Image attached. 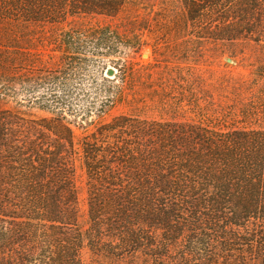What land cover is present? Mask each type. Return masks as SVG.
Here are the masks:
<instances>
[{
	"label": "trees",
	"instance_id": "trees-1",
	"mask_svg": "<svg viewBox=\"0 0 264 264\" xmlns=\"http://www.w3.org/2000/svg\"><path fill=\"white\" fill-rule=\"evenodd\" d=\"M158 2L152 24L141 0H0V264H264V0ZM97 14L114 25L64 27ZM142 30L156 62L170 31L185 45L166 54L191 64L159 90L125 85L120 58L121 84L91 100L68 84L87 54L137 53ZM206 44L236 46L246 71L200 68ZM202 83L205 100L187 99Z\"/></svg>",
	"mask_w": 264,
	"mask_h": 264
},
{
	"label": "rangeland",
	"instance_id": "rangeland-1",
	"mask_svg": "<svg viewBox=\"0 0 264 264\" xmlns=\"http://www.w3.org/2000/svg\"><path fill=\"white\" fill-rule=\"evenodd\" d=\"M160 0H141L140 3V16L141 19L149 18L150 22L152 24H156L157 20H160L161 14L164 12L163 5L164 3L158 2ZM165 2V0H163ZM122 15V14H121ZM69 22L64 24L65 28H68L72 23L74 22H82L89 24H107L111 23L114 25V19H110L108 17H105L103 15H88L83 18H80L78 20H68ZM159 22V21H158ZM163 28H159V30L162 32ZM170 29V27H169ZM161 38L158 40L160 41L157 44V48H159L160 55L157 56V59H159L157 62L154 58V50L152 49L154 44V39L156 36H150L147 30H142L141 35L139 36V39L132 43L133 45L139 43L141 44V49L137 53H133V48L130 45V50L125 45H122V41L119 42L118 45H116L114 48V51H111L108 55L100 56V54H95L94 56L87 54L86 58L87 61L85 64L76 65V68L74 69V78L72 80H68V84L77 88V91L79 88H84L85 92L90 91L89 100L93 97V91L95 87L98 86H105V85H112V84H121L122 73L123 69L122 67L119 68V64L121 61H119V58L125 62V71L128 73L126 74L125 78V85L131 84V86H144L147 82L150 84H153L152 90L158 88V90L161 88L160 86H163L165 84L164 78L168 76L167 73H165L163 70L166 68L173 70L172 75L177 76L176 67L177 65H181L179 68H186V66L191 64V61H189L192 57L191 55H186L184 52H181L179 54L177 53H170L169 55L166 54L168 49V45L171 44V46H175L176 43H182L184 42V37H179L178 39H175V36L173 32L167 31V33H164L165 36H161ZM167 37V38H166ZM205 48H211L209 52L211 53V56L209 58V66L208 62H203L202 65H199L200 68H210L216 74V76H219L222 71H231L234 74L238 72H244L246 69L242 68L239 64H242V54L237 55L236 54V46H228L226 47L228 52L231 50L233 53L230 55V52L223 53L221 52L217 47L213 46V44H206ZM207 52V51H205ZM105 53V52H103ZM145 54V55H144ZM191 54V53H189ZM82 56V55H80ZM207 55L204 56L206 58ZM230 59V60H229ZM113 60L117 62V64L113 63ZM149 63H155V67H146ZM208 67H206V65ZM145 67V68H144ZM112 68L114 70V73L112 75L107 74V69ZM124 68V67H123ZM176 68V69H174ZM140 72L141 79L137 82H135L136 76ZM173 81H171L172 83ZM147 83V84H148ZM124 85V86H125ZM192 89L191 91L188 90L187 94L188 97H190L191 100H199L203 102L205 100V84L202 83V87H196V86H190ZM151 92V91H150ZM177 94V93H175ZM100 98V97H99ZM98 98V100H99ZM81 99H83V95L80 93V95L77 94V97H75V101H73V104H78ZM10 104H12L10 102ZM23 109L30 111V113L36 115V116H47L49 115L47 112H44L42 110H38L36 108H26L22 107ZM127 107L125 102H118L110 111L109 115L106 118H109L110 116L114 114H118L120 112L126 111ZM148 115H155L153 114V111H147ZM78 116V118L76 117ZM74 118L72 116L71 119L79 120L80 115H76ZM76 133H80V130L76 129ZM78 187H79V224L85 228L87 224V208H86V191H85V184H84V178L81 174V172H78Z\"/></svg>",
	"mask_w": 264,
	"mask_h": 264
},
{
	"label": "water",
	"instance_id": "water-1",
	"mask_svg": "<svg viewBox=\"0 0 264 264\" xmlns=\"http://www.w3.org/2000/svg\"><path fill=\"white\" fill-rule=\"evenodd\" d=\"M145 55V54H144ZM230 60V59H229ZM114 73V70L112 68L107 69V74L112 75Z\"/></svg>",
	"mask_w": 264,
	"mask_h": 264
}]
</instances>
